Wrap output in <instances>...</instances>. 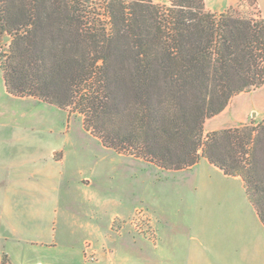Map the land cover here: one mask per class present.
<instances>
[{
	"label": "trees",
	"instance_id": "obj_1",
	"mask_svg": "<svg viewBox=\"0 0 264 264\" xmlns=\"http://www.w3.org/2000/svg\"><path fill=\"white\" fill-rule=\"evenodd\" d=\"M103 3L104 19L76 0H0L7 91L70 109L106 148L161 169L206 158L244 179L264 222V127L203 141L208 119L264 85V19L212 13L205 0Z\"/></svg>",
	"mask_w": 264,
	"mask_h": 264
},
{
	"label": "crops",
	"instance_id": "obj_2",
	"mask_svg": "<svg viewBox=\"0 0 264 264\" xmlns=\"http://www.w3.org/2000/svg\"><path fill=\"white\" fill-rule=\"evenodd\" d=\"M205 1L218 14L251 2L264 19V0ZM261 122L264 85L233 97L204 129L209 134ZM49 150L25 152L17 129L0 135V253L13 264H264V222L241 176L226 175L201 158L180 170L191 189V199L181 203L182 217L165 215L162 205L160 212L151 202L145 203L146 215L136 216L134 206L132 216L102 226L87 221L81 223L87 230L79 231L72 180L48 159Z\"/></svg>",
	"mask_w": 264,
	"mask_h": 264
},
{
	"label": "rangeland",
	"instance_id": "obj_3",
	"mask_svg": "<svg viewBox=\"0 0 264 264\" xmlns=\"http://www.w3.org/2000/svg\"><path fill=\"white\" fill-rule=\"evenodd\" d=\"M151 1L169 4V0ZM208 1L210 6L214 5V0ZM76 2L86 14H99L104 19L103 0ZM233 9L252 19L260 17L251 2ZM9 43V38L3 39L0 50V123L7 124L0 128V135H11L17 129L20 130V147L25 152L50 149L48 159L55 160L54 166L58 169L67 170L72 180L73 209L80 216L77 230L86 231L84 225L81 228V223L87 221L102 226V222L114 217L132 216L134 206L138 207L136 216L146 215L145 203L151 202L160 212L162 205V212L170 217L184 215L181 203L191 199L190 188L185 186H190L185 172L164 170L142 158L106 148L91 131L86 130L84 118L70 109H60L35 97L10 94L1 69ZM251 125L259 132L264 122ZM208 135L204 131L203 141ZM80 179L85 181L82 183ZM60 219L59 213L58 223ZM55 227L59 232L60 224Z\"/></svg>",
	"mask_w": 264,
	"mask_h": 264
},
{
	"label": "built area",
	"instance_id": "obj_4",
	"mask_svg": "<svg viewBox=\"0 0 264 264\" xmlns=\"http://www.w3.org/2000/svg\"><path fill=\"white\" fill-rule=\"evenodd\" d=\"M0 264H13L10 258L4 253H0Z\"/></svg>",
	"mask_w": 264,
	"mask_h": 264
}]
</instances>
